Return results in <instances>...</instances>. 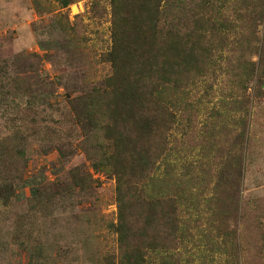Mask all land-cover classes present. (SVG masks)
Segmentation results:
<instances>
[{"label":"rangeland","instance_id":"rangeland-1","mask_svg":"<svg viewBox=\"0 0 264 264\" xmlns=\"http://www.w3.org/2000/svg\"><path fill=\"white\" fill-rule=\"evenodd\" d=\"M35 1L45 10L41 18L34 8ZM75 1L62 9L57 0H0V68L8 72L7 85L0 89V184H5L9 176L4 151L14 145L11 139L18 129L28 140L24 143L29 160L25 179L39 177L42 169L49 181L55 178L53 170L67 177L64 162L48 145H54L52 140L57 137L47 131L67 127L63 121L68 111L67 92L75 86L91 88L111 74L110 65L100 61L111 41L109 1ZM64 13L69 22L63 20V25L73 28L67 30L73 36V45H64L65 33L55 23ZM52 42L61 46V51L48 61L44 57L47 51L38 43L51 48ZM252 59L256 61L257 56ZM16 75L18 87L13 84ZM224 80V76L202 78L184 99L187 109L175 106L177 128L187 126L186 118L193 123L188 124L190 129L180 128L173 133L171 149L157 168L160 182H152L147 191L156 197L178 199L181 218L190 224V238L180 242L181 247H188L183 255L195 249L205 254V247L203 260L213 264H229L234 258L239 264H264V97L253 84L245 93L240 90V94L227 98L222 106V94L231 91V83ZM207 81L213 83L212 88ZM31 86L32 90L27 91ZM44 87L48 95L51 91L56 94L41 103ZM238 104L241 109L235 108ZM214 107L234 121L225 126L222 118L215 125L211 119ZM203 128L209 132V143L202 137ZM243 131L246 134L242 135ZM79 155L68 167L83 160L84 154ZM86 164L94 174L90 161ZM93 180L86 192L69 195L46 209H32L28 201L30 187L23 189V194L17 190L18 199L12 198L8 206L0 202V264H28L36 246L42 248L41 264H101L105 255L116 253L117 234L111 228L118 213L116 182L97 172ZM208 197L209 207L205 203ZM225 232L239 247L234 253L237 257H231L219 245L224 242ZM190 255L198 257L196 253ZM119 259L117 255L116 263ZM175 259L186 264L182 258Z\"/></svg>","mask_w":264,"mask_h":264},{"label":"trees","instance_id":"trees-1","mask_svg":"<svg viewBox=\"0 0 264 264\" xmlns=\"http://www.w3.org/2000/svg\"><path fill=\"white\" fill-rule=\"evenodd\" d=\"M57 1L62 9L76 3L75 0ZM108 1L111 41L100 61L110 65L111 74L91 88L81 85L67 92L68 111L63 119L67 127L62 131L55 128L47 131L57 137L52 140L54 145H48L56 149L64 162L67 177L53 170L55 178L49 181L42 169L39 177L25 179L29 160L24 143L28 140L18 129L11 139L14 145L4 151L9 176L5 184H0V202L8 206L12 198L18 199L17 190L23 194V189L30 187L28 201L32 209H46L69 195L86 192L94 182V174L104 173L116 182L118 213L117 222L111 228L117 234L118 251L105 255V262L101 264H182L176 257L184 259L186 264H213L211 260H203L205 247L202 251L205 254L195 249L183 255V251L188 253V247H181L180 242L190 238V224L181 218L178 199L156 197L147 187L152 182H160L157 168L171 149L173 133L180 128L188 130V124L193 123L186 118L187 126L177 128L175 106L179 104L187 109L184 99L198 81L226 77L228 81H224L231 83V91L222 94L219 100L222 106L228 102L227 98L234 97L236 92L240 94V90L245 93L253 84L259 96L264 97V0ZM34 8L43 17L45 10L36 1ZM63 20L69 22L66 13L59 15L55 23L65 33L64 45H73V36L67 33L73 28L64 26ZM38 44L47 51L44 57L48 61L61 51L56 43L51 48ZM52 49L54 52L50 53ZM254 56L256 61L252 59ZM4 64L8 65V61ZM7 75L0 68V89L7 85ZM16 77L13 84L18 87L20 81ZM207 85L212 88L213 83L207 81ZM44 88L41 103L56 94L51 91L48 95V88ZM30 90L32 86L27 91ZM239 104L235 108L241 109ZM212 109L215 125L222 118L225 126L234 121L222 110ZM202 131V137L209 143L207 128ZM241 133L244 135L246 131ZM99 152L102 153L97 157ZM78 153L84 154L83 160L68 167L72 159L80 157ZM87 160L94 174L87 170ZM178 189L184 191V188ZM190 197L192 194L186 196L185 204ZM210 200L208 197L205 201L208 207ZM261 237L264 244V236ZM228 238L225 232L224 242L219 245L231 257H237L234 253H238L239 247ZM192 253L199 258H192ZM42 258V248L36 246L28 264H41ZM237 261L234 258L229 264H239Z\"/></svg>","mask_w":264,"mask_h":264}]
</instances>
